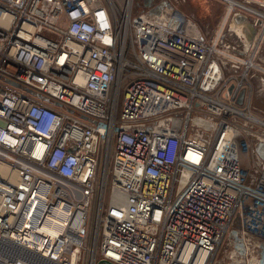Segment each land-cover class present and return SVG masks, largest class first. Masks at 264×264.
I'll return each instance as SVG.
<instances>
[{
    "label": "built area",
    "instance_id": "obj_1",
    "mask_svg": "<svg viewBox=\"0 0 264 264\" xmlns=\"http://www.w3.org/2000/svg\"><path fill=\"white\" fill-rule=\"evenodd\" d=\"M221 1L206 40L173 0H0V241L47 264H264V12Z\"/></svg>",
    "mask_w": 264,
    "mask_h": 264
},
{
    "label": "rangeland",
    "instance_id": "obj_2",
    "mask_svg": "<svg viewBox=\"0 0 264 264\" xmlns=\"http://www.w3.org/2000/svg\"><path fill=\"white\" fill-rule=\"evenodd\" d=\"M114 1L118 5V7L123 10V7L125 6V0ZM145 1L146 0H133V12L145 9ZM260 2H264V0H248L247 3L250 6L260 9L264 12V4H261ZM173 3L196 23L199 30L204 34V38L206 40H208L210 36L214 33L215 29L218 28L225 10V5L221 0H173ZM234 12H240L241 14H243L247 20V22H245L248 30H250L249 27L252 30V32L250 31V34L248 36H241V41L243 42L242 48H246L247 45L254 39V36L258 31V24L253 23V15L251 13H247L238 8L232 10L231 14H233ZM231 14L228 16L227 21L225 23V30H227V34L229 36L239 41L240 37H236V34L228 29L229 20L232 17ZM245 37H249L250 39H246ZM257 57L258 61L264 65V39L263 44H260L259 51L257 52ZM123 87L124 85L122 86L121 90L123 89ZM253 88H255L252 96L253 113L264 120V79L262 80L259 76H255L253 78ZM250 139L253 143V146H255V138L251 136ZM106 159L108 161V159H110V156H107ZM100 171L101 162H99L97 169V179L100 176Z\"/></svg>",
    "mask_w": 264,
    "mask_h": 264
},
{
    "label": "water",
    "instance_id": "obj_3",
    "mask_svg": "<svg viewBox=\"0 0 264 264\" xmlns=\"http://www.w3.org/2000/svg\"><path fill=\"white\" fill-rule=\"evenodd\" d=\"M151 0H146L144 5L148 6L150 5ZM153 11H156L157 9H152ZM245 17V16H244ZM242 93H240V96L238 98V101L241 100ZM256 150L260 153L262 157H264V143H256L255 144ZM4 247L9 251V255L11 258H24L34 264H47L48 260L44 258L43 256L39 255L38 253L31 251L19 244H16L14 242H10L7 240L0 241V250H4ZM5 252V250H4Z\"/></svg>",
    "mask_w": 264,
    "mask_h": 264
},
{
    "label": "crops",
    "instance_id": "obj_4",
    "mask_svg": "<svg viewBox=\"0 0 264 264\" xmlns=\"http://www.w3.org/2000/svg\"><path fill=\"white\" fill-rule=\"evenodd\" d=\"M231 15L232 17L229 20V30H231L233 33L240 34L243 37L245 35L248 36L250 34V31L252 32V30L250 27H249L250 30H248L246 25L247 20L244 17V15L241 14L240 12H234ZM245 38L247 39L249 37H245Z\"/></svg>",
    "mask_w": 264,
    "mask_h": 264
},
{
    "label": "bare ground",
    "instance_id": "obj_5",
    "mask_svg": "<svg viewBox=\"0 0 264 264\" xmlns=\"http://www.w3.org/2000/svg\"><path fill=\"white\" fill-rule=\"evenodd\" d=\"M248 39H250V38H248ZM7 171H9V168L7 166L0 165V172L5 173Z\"/></svg>",
    "mask_w": 264,
    "mask_h": 264
},
{
    "label": "flooded vegetation",
    "instance_id": "obj_6",
    "mask_svg": "<svg viewBox=\"0 0 264 264\" xmlns=\"http://www.w3.org/2000/svg\"><path fill=\"white\" fill-rule=\"evenodd\" d=\"M227 26H228V25H227ZM228 29H229V28H228ZM235 34H236V33H235ZM239 35H240V34H236V36H237V37H240V39H241V36H242V35H240V36H239ZM242 37H243V36H242ZM263 39H264V38H263ZM262 44H263V40H262L261 45H262Z\"/></svg>",
    "mask_w": 264,
    "mask_h": 264
}]
</instances>
